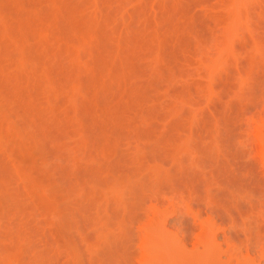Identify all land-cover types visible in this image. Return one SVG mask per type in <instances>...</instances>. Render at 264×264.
Returning <instances> with one entry per match:
<instances>
[{
  "label": "rangeland",
  "instance_id": "1",
  "mask_svg": "<svg viewBox=\"0 0 264 264\" xmlns=\"http://www.w3.org/2000/svg\"><path fill=\"white\" fill-rule=\"evenodd\" d=\"M0 264H264V0H0Z\"/></svg>",
  "mask_w": 264,
  "mask_h": 264
}]
</instances>
